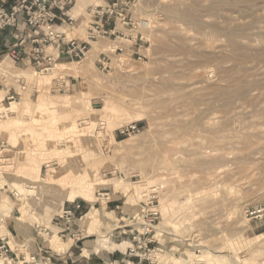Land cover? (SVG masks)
<instances>
[{
    "label": "rangeland",
    "instance_id": "1",
    "mask_svg": "<svg viewBox=\"0 0 264 264\" xmlns=\"http://www.w3.org/2000/svg\"><path fill=\"white\" fill-rule=\"evenodd\" d=\"M100 1L71 16L69 39H85ZM130 2L138 52L100 37L83 60L44 73V85L33 66L0 56V123L24 117L16 137L0 130V196L18 193V216L38 239L20 253L52 260L43 244L78 235L77 224L59 234V205L77 200L87 239L123 257L114 264H264V0ZM14 101L22 110L6 111ZM130 124L140 133L121 137ZM31 130L52 137L32 144ZM252 207L263 217H248ZM151 212L153 232L141 236Z\"/></svg>",
    "mask_w": 264,
    "mask_h": 264
},
{
    "label": "built area",
    "instance_id": "2",
    "mask_svg": "<svg viewBox=\"0 0 264 264\" xmlns=\"http://www.w3.org/2000/svg\"><path fill=\"white\" fill-rule=\"evenodd\" d=\"M73 4V0H20L10 7H0V36L6 31H17L19 27L23 26L25 36L20 42V46L26 41H30L32 48V66L36 71L40 73L52 72L60 60H72L81 61L87 57L89 53V47L92 43L100 37L109 35L108 31H105L99 26L97 22H92L90 28L87 30L86 37L83 41L75 38H68L66 31L74 24V19L69 15V7ZM131 2H120L119 0H113L111 6L106 9L100 8L94 14L100 18L105 16L114 17L116 20L131 29H135L136 24L133 18H128L121 6L126 9L130 8ZM57 21H60L59 26L56 25ZM141 23H139L140 25ZM146 25L147 22L143 21ZM141 27V26H140ZM143 41V36L140 38ZM53 51L50 52V50ZM116 52H123L122 48H118ZM57 53V55L55 54ZM6 55L15 64L22 61L23 56L18 51H7L6 49H0V56ZM3 70L0 68V87L3 86ZM57 88L60 91H65L68 82L64 78L56 79ZM10 94V93H9ZM14 95H8V101L14 100ZM140 133V129L136 124H130L122 127L119 130L121 137H128L134 134ZM82 211L81 203L74 202L73 208H63L62 213L56 216V221L60 222L63 226V230L59 233L61 237L70 235L73 231V227L77 221L78 213ZM263 210L259 207L249 208L246 212L248 217L252 219L262 218ZM156 212L148 214L144 228L142 229L141 236H150L154 229V223L156 221ZM41 229L38 231V235L42 234ZM136 241L137 239L134 238ZM134 241V242H135ZM9 243L3 242L0 246V259H6L10 252ZM43 250L40 249L38 253H35L28 260L23 258L20 264H51V259L45 257Z\"/></svg>",
    "mask_w": 264,
    "mask_h": 264
},
{
    "label": "crops",
    "instance_id": "3",
    "mask_svg": "<svg viewBox=\"0 0 264 264\" xmlns=\"http://www.w3.org/2000/svg\"><path fill=\"white\" fill-rule=\"evenodd\" d=\"M20 0H0V7L6 6L10 7L14 5ZM76 1V6L73 9L69 7V15L77 17L79 14L78 12L83 7L85 2L88 0H83L81 4L78 6V2ZM120 2H128L131 0H119ZM113 3V0H101L100 4H104V7L101 5H97L96 10L99 11L100 8L106 9ZM78 7V8H77ZM122 11L127 12L128 9L121 6ZM77 10V12H76ZM73 11V13H72ZM95 11H93V22H97L100 27H102L105 31L109 32L108 36L103 38L112 39L114 38L115 41L121 40L123 44L127 42H131V48L135 50V52L140 51L141 45H139L140 39L139 36L134 40L132 35L133 29L124 26L120 20H116L114 17L105 16L100 18L96 16ZM77 14V15H76ZM60 21H57L56 25L59 26ZM24 27L21 26L17 31L10 30L6 31L3 36H0V49H6L7 51H18L22 54L23 59L20 65L23 66H32V44L30 41H26L23 45L20 46V42L22 38L25 36ZM78 40L83 41L84 39L79 38ZM137 46L139 48H137ZM5 192L0 196V225L3 226V231L0 233V246L3 242L9 243L11 249L8 253L5 261H17L16 263L20 264L23 258L26 256L20 253L21 249H25L26 246L29 244H33L34 249L37 247V238L34 236V225L31 223H26L21 221V208H20V199H18V193L11 192L4 187ZM11 194V195H10ZM8 199L12 202H15L14 206L9 207L6 203ZM82 200V199H81ZM84 201V200H83ZM77 203H81L80 201H74ZM74 202H64L63 207L59 209L63 210V208H73ZM85 202V201H84ZM88 214H86L87 216ZM85 216V217H86ZM84 217L82 216V211L78 213V218L74 226L77 224L76 233L78 234L75 238H71L70 242L68 243H61L60 241H51L48 244H43L44 248L53 251L52 253V260L51 264H114L119 263L122 261L123 257L121 255H115L114 253H102L101 249L97 244L94 245L91 240L87 238L90 235H86L90 232V225L87 223H80ZM58 222V221H57ZM124 227H130V225H124ZM58 228L60 232L63 230V226L61 223H58ZM59 232V233H60ZM78 239H77V238ZM80 237V238H79ZM12 243L16 245V249L12 248ZM80 245V246H79ZM77 247L80 250V253L77 255L74 252V248ZM62 250V251H61ZM109 254V255H108ZM44 255V253L42 254ZM45 256V255H44ZM95 259H93V257ZM12 259V260H10Z\"/></svg>",
    "mask_w": 264,
    "mask_h": 264
},
{
    "label": "bare ground",
    "instance_id": "4",
    "mask_svg": "<svg viewBox=\"0 0 264 264\" xmlns=\"http://www.w3.org/2000/svg\"><path fill=\"white\" fill-rule=\"evenodd\" d=\"M77 2H78V6L80 5V3L82 2V0H77ZM78 8V7H77ZM140 26L141 27H143V28H148L149 27V24L147 23L146 25H144L143 24V22H141V24H140ZM67 69V66H66V64H58L57 66H56V68L52 71L53 73H55L56 71L55 70H61V71H64V70H66ZM51 73V72H50ZM37 75V83L39 84V85H44V84H46V83H48V81L50 80L47 76H43L44 75V73H39V74H36ZM49 76V75H48ZM51 81V80H50ZM53 102V101H52ZM45 103V102H44ZM55 103V102H54ZM54 103H51V105H53ZM20 104L21 103H18L17 101H14V102H12L11 103V107L10 108H6V111H8V110H13L14 112H17L19 109H20ZM23 105H24V103H23ZM22 105V106H23ZM83 105V104H82ZM53 106H55V105H53ZM86 106H88V105H86ZM85 106V107H86ZM1 107H3V104H2V95H0V109H1ZM63 107V106H62ZM61 107V108H62ZM84 107V108H85ZM25 109V112H26V109L27 110H30L31 109V104H30V102H27L26 101V107H24ZM29 108V109H28ZM36 108H37V110L38 111H40V112H42V111H44V110H50V109H53L52 108V106H50V104L49 105H42V104H39L38 106H36ZM84 108H82L83 110H84ZM55 109V108H54ZM22 109H20V111H21ZM36 109H34V111H35ZM79 110H81V109H79ZM10 112V111H9ZM23 112V111H22ZM21 115V114H20ZM23 115V114H22ZM21 117V116H20ZM22 118H24V117H22ZM22 118H17V119H13V120H10V121H8V122H5V123H0V130L2 131V134L3 133H5L6 135H9V137L10 136H17L18 134H20V132L23 130L22 128H23V125H22ZM25 120V119H24ZM34 120V119H33ZM28 121V120H27ZM35 121H38V119H35ZM33 124V123H32ZM36 129V128H35ZM67 129H68V127H67ZM37 130V129H36ZM38 131H34V130H31L30 131V135H31V143L33 144V143H37L38 141H40L41 143H43V142H47L46 140H48V138L49 137H52L50 134H46V133H43V132H40V130H39V132H38V136H34L36 133H37ZM26 137V136H25ZM60 137V136H59ZM12 138V137H11ZM51 139V138H50ZM17 141V140H16ZM32 146V145H31ZM27 147V146H26ZM29 148H32V147H29ZM31 152V151H30ZM29 152V153H30ZM33 152V151H32ZM1 154H2V152H1ZM17 156V155H16ZM26 156V155H25ZM20 157V156H19ZM22 157H24V154L22 155ZM10 158V157H9ZM16 158H18V157H16ZM19 160V159H18ZM21 161V160H20ZM28 161V160H27ZM24 162V161H23ZM22 162V163H23ZM17 163V162H16ZM26 163V162H25ZM21 164V163H20ZM13 166V165H12ZM15 166V165H14ZM19 165H17V166H15V167H18ZM24 166H26V165H24ZM33 168H38V167H36V166H34ZM39 169V168H38ZM38 178H39V176H38ZM32 187V186H31ZM32 189H34V191H35V187H32ZM31 193V192H30ZM83 196H87V195H83ZM0 264H2V262L0 261Z\"/></svg>",
    "mask_w": 264,
    "mask_h": 264
}]
</instances>
